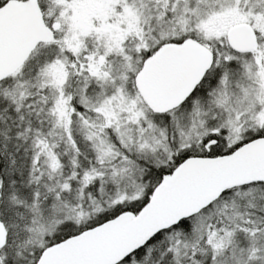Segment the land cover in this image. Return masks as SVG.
<instances>
[{
    "label": "snow or ice",
    "instance_id": "1",
    "mask_svg": "<svg viewBox=\"0 0 264 264\" xmlns=\"http://www.w3.org/2000/svg\"><path fill=\"white\" fill-rule=\"evenodd\" d=\"M0 264H264V0H0Z\"/></svg>",
    "mask_w": 264,
    "mask_h": 264
}]
</instances>
